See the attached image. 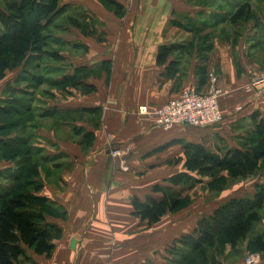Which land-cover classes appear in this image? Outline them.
Segmentation results:
<instances>
[{"label": "crops", "instance_id": "1", "mask_svg": "<svg viewBox=\"0 0 264 264\" xmlns=\"http://www.w3.org/2000/svg\"><path fill=\"white\" fill-rule=\"evenodd\" d=\"M117 1L125 8L116 10L103 0L61 1L64 13L84 12L97 33L87 35L69 19L76 33L53 34L61 36V59L48 57L54 63L45 64L42 73L62 81L79 67L90 68L77 84L45 82L36 89L30 79L38 70L36 58L6 68L0 77V109L7 99H22L37 109V121L28 124L25 135L31 134L38 157L45 158L40 194L51 208L47 220L61 228L52 256L29 250L31 261L24 264H175L173 244L192 232L202 215L231 197L252 196L256 185L264 183V161L237 179L227 196L211 188L208 177L190 171L201 181L174 188L191 203L153 224L134 214V197L160 199L163 192L153 187L170 185L169 177L187 171L184 143L224 153L241 146L255 114L264 119V87L251 86L253 78L264 74V0ZM244 2L249 4L245 15L231 19ZM174 43L186 48L169 57L178 62L174 74L167 75V64H159L157 54L161 45ZM212 73L225 90L220 123L163 129L140 112V106L153 109L177 97L187 85L207 91ZM4 122L0 118V127ZM16 136L15 130L0 131L6 139ZM108 144L131 148L125 157L128 170L119 166ZM15 167L11 159L0 160V172ZM262 231L264 216L234 249L226 246L221 264H244L250 241Z\"/></svg>", "mask_w": 264, "mask_h": 264}, {"label": "trees", "instance_id": "2", "mask_svg": "<svg viewBox=\"0 0 264 264\" xmlns=\"http://www.w3.org/2000/svg\"><path fill=\"white\" fill-rule=\"evenodd\" d=\"M62 0H0V77L6 68L33 61L40 72L30 77L31 85L36 89L47 82L56 87L75 85L80 75L91 73L88 67H79L76 74L67 76L62 81L53 80L45 73L43 57L61 59L59 50H47L54 19L62 14L66 5ZM108 7L122 10L124 4L117 0H103ZM248 2L242 3L231 16L237 19L245 15ZM70 14L72 24L85 34H96L92 20H87L84 12ZM50 34V35H49ZM207 36H205L206 38ZM185 45L174 43L161 45L157 54L159 64H167V75L174 74L177 59L169 61L175 52L182 51ZM47 53V54H46ZM176 70V68H175ZM0 118L4 125L0 131L9 134L17 131L12 140L0 137V160L11 159L16 162L12 171L7 170L1 176L8 178V184L0 183V264H24L31 261L28 254L33 250L37 254L52 256L55 250L54 239L61 234V228L49 222L46 213L51 210L48 198L41 195V164L45 158L38 157L29 136L25 135L28 121L36 117L37 109L22 99L3 100ZM56 111V110H55ZM61 116V112H55ZM186 172L169 177L170 185L156 184L154 191H162L160 199L149 196L146 200L133 198L134 214L153 224L168 211H176L191 203L189 196L183 195L176 186L192 187L201 181L190 171L199 176L208 177L209 184L221 180L226 171L231 178H245L255 172L264 161V119L253 116V127L240 147L229 148L224 153L207 149L201 143L186 142ZM3 178V177H2ZM7 179V181H8ZM264 208V183L256 185L252 196L231 197L219 205L211 214L202 215L192 232L178 238L171 248L176 264H221L220 257L225 255L226 246L234 249L253 231L261 220ZM250 252L264 251V231L259 232L249 243Z\"/></svg>", "mask_w": 264, "mask_h": 264}, {"label": "built area", "instance_id": "3", "mask_svg": "<svg viewBox=\"0 0 264 264\" xmlns=\"http://www.w3.org/2000/svg\"><path fill=\"white\" fill-rule=\"evenodd\" d=\"M253 88L264 87V74L255 77L251 81ZM225 90L218 85V76L210 75L207 91H199L193 85L183 87L177 97L167 102L148 109L147 106H140V112L151 116L154 124L163 129H170L175 125H193L198 127L212 126L220 123L223 118L221 97ZM110 145V144H108ZM129 146L108 147L112 156L120 158L119 166L128 170L129 165L125 157L130 152ZM244 264H264V258L259 251L248 252L244 258Z\"/></svg>", "mask_w": 264, "mask_h": 264}, {"label": "rangeland", "instance_id": "4", "mask_svg": "<svg viewBox=\"0 0 264 264\" xmlns=\"http://www.w3.org/2000/svg\"><path fill=\"white\" fill-rule=\"evenodd\" d=\"M70 14H75V15H78V13H77V11L75 10V11H73V10H67V12H63L62 14H59V16L57 17V18H55L54 19V23L51 25V27H50V29H48L49 31L48 32H50L52 35H50V37H49V44H48V46H46V49L47 50H49V49H51V50H59V51H61V36H59L60 38H58V37H56V36H53V34H61V33H65L64 32V30H66L67 32H69L68 34H66V35H68V36H74L75 35V33L76 32H74V30L72 31V29L70 28V25H69V23H70V21H69V18H68V16L70 15ZM65 48H66V46H65ZM71 50L73 51V48H71ZM47 54V53H46ZM43 62V64L42 65H45V64H49L50 66L54 63H52V60L50 59V58H48V57H46L45 58V60H43L42 61ZM37 72H40V70H37ZM37 117H38V115H36V117L34 118V119H32L31 121H37ZM29 123H30V121H28ZM28 123V124H29ZM28 132H30V131H28ZM249 133V132H248ZM247 133V134H248ZM27 136H31V134L30 133H28V135ZM32 138V137H31ZM30 138V139H31ZM246 138V137H245ZM217 143V142H216ZM218 144V143H217ZM222 144V143H221ZM34 148H36V147H34ZM35 151H36V149H35ZM48 166V165H47ZM43 167H44V169H45V171H46V169L47 168H45V166L43 165ZM7 171V170H6ZM2 172V174L5 172V171H1ZM46 172H48V170L46 171ZM5 174V173H4ZM3 177V178H2ZM7 179L8 178H6L5 179V177L4 176H1L0 177V183H3V184H6V183H10L11 182V180H9L8 179V181H7ZM239 179V178H238ZM240 181L239 180H237L236 178H231V177H226L225 175L224 176H222V178H221V180L220 181H218V182H215V183H212V184H209L210 185V187L211 188H214L215 190L216 189H221V191H222V194L223 195H225V196H227V195H229L230 194V188L233 186V185H236V184H238ZM198 182H196L195 183V185L197 184ZM198 186H205V185H198ZM230 187V188H229ZM235 187V186H234ZM224 190V191H223ZM264 213V208L262 209V214ZM262 216H264V214L262 215ZM261 229V228H260ZM254 230V229H253ZM250 252V251H249ZM232 254H234V252L232 253ZM232 254H230V255H232ZM237 255V254H236ZM174 256V255H173ZM223 257H225V255H222L221 257H220V260L221 259H223ZM227 258V257H226ZM176 264H177V261H176Z\"/></svg>", "mask_w": 264, "mask_h": 264}]
</instances>
